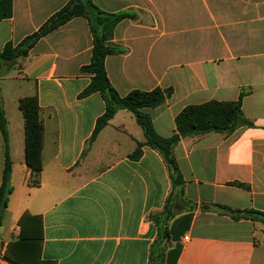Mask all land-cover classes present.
Instances as JSON below:
<instances>
[{"label": "crops", "instance_id": "1", "mask_svg": "<svg viewBox=\"0 0 264 264\" xmlns=\"http://www.w3.org/2000/svg\"><path fill=\"white\" fill-rule=\"evenodd\" d=\"M71 0H12L0 19V54L37 33ZM125 14L108 43V78L121 97L172 89L142 109L155 133L170 138L191 105L241 100L251 126L185 137L173 154L182 177L126 109L95 133L101 93L81 97L94 39L76 16L41 36L13 65L0 59V264H264V0H91ZM37 96L43 125L39 184L30 183L25 119L19 100ZM142 144L141 155L132 157ZM241 184V185H237ZM204 207H208L207 209ZM161 227L172 239L159 245Z\"/></svg>", "mask_w": 264, "mask_h": 264}, {"label": "trees", "instance_id": "2", "mask_svg": "<svg viewBox=\"0 0 264 264\" xmlns=\"http://www.w3.org/2000/svg\"><path fill=\"white\" fill-rule=\"evenodd\" d=\"M12 13V0H0V19L8 18ZM76 16H84L88 19L93 39L94 48L91 62L84 68L85 72L93 75L91 84L81 94V97L99 92L106 103L105 114L98 120L95 133L105 127L114 117L117 111L126 109L131 111L137 123L144 131L146 145L156 149L164 157L165 162L172 171L174 186L180 185L182 177L176 159L173 154L174 147L182 138L194 137L208 134L211 132L227 133L234 132L239 126H251L252 123L246 120L241 111V100L237 102H207L201 105H191L184 108L176 117V133L170 138L158 136L154 129L150 116L142 109L154 108L163 104L172 94V89L157 88L150 92L132 91L125 97H121L112 86L105 68V58L114 52H122L121 49L108 43L111 38L115 25L125 17V14H109L101 11L91 0H71L70 3L60 12L54 15L37 33L33 34L18 47L8 45L4 52L0 54V59L13 65L19 57L27 55L28 51L34 46L39 38L55 28L63 25L68 20ZM19 108L25 119L26 135V160L31 169L30 183L39 184L41 172L40 152L43 146V125L40 117V107L37 96L25 97L19 100ZM1 127L6 138V120L2 113ZM142 144L138 145L132 157L137 158L141 155ZM10 168V161L7 157L5 168L4 187L0 194V208L6 206L5 185L6 173ZM241 185V184H237ZM208 208V207H204ZM227 211L234 219L251 218L258 221L264 219L263 213L248 211L244 216L238 212L231 211L227 207L218 206ZM1 224V219H0ZM160 241L169 243L172 239L171 231L166 227L160 229ZM157 242V244L159 243ZM164 248L161 253L151 255L150 264H163L165 262ZM4 259L11 264H36L34 262L20 263L10 255H4Z\"/></svg>", "mask_w": 264, "mask_h": 264}, {"label": "rangeland", "instance_id": "3", "mask_svg": "<svg viewBox=\"0 0 264 264\" xmlns=\"http://www.w3.org/2000/svg\"><path fill=\"white\" fill-rule=\"evenodd\" d=\"M159 245H165V246H167V243L165 241H161V242H159Z\"/></svg>", "mask_w": 264, "mask_h": 264}]
</instances>
